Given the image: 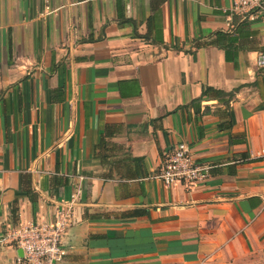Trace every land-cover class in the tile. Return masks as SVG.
I'll use <instances>...</instances> for the list:
<instances>
[{"label": "crops", "instance_id": "obj_1", "mask_svg": "<svg viewBox=\"0 0 264 264\" xmlns=\"http://www.w3.org/2000/svg\"><path fill=\"white\" fill-rule=\"evenodd\" d=\"M230 4L0 0V264L73 192L60 264H264V26ZM180 141L191 188L155 177Z\"/></svg>", "mask_w": 264, "mask_h": 264}, {"label": "built area", "instance_id": "obj_2", "mask_svg": "<svg viewBox=\"0 0 264 264\" xmlns=\"http://www.w3.org/2000/svg\"><path fill=\"white\" fill-rule=\"evenodd\" d=\"M228 11L229 15H239L246 20L258 19L264 26V0H231ZM255 65L257 68L264 67V52L257 53ZM210 169V165L196 161L188 144L180 141L164 153L155 177L164 186L177 182L185 188H191L204 182ZM77 196L78 193L73 192L67 204L54 207L48 221H34L7 228L4 238L17 250L9 264H60L66 254L61 237L74 224L71 204Z\"/></svg>", "mask_w": 264, "mask_h": 264}, {"label": "trees", "instance_id": "obj_3", "mask_svg": "<svg viewBox=\"0 0 264 264\" xmlns=\"http://www.w3.org/2000/svg\"><path fill=\"white\" fill-rule=\"evenodd\" d=\"M235 15V14H234ZM236 19L234 21V25H236L234 27V29L237 28L238 25H240L241 23H243L246 19L244 17H241V16H237L235 15ZM213 39H210L209 43H212V44H216V45H220V42L227 38L228 36V33L226 32H223V31H216V32H213ZM201 96H207V97H215V98H220V97H231L232 96V91L230 92H223V91H220V90H217L215 88H212L210 86H204L203 89H202V92H201ZM198 102V101H196ZM195 103V102H194ZM192 103V104H194ZM205 111V110H204ZM227 117H228V120H227V124L225 125H222V124H219L218 125V128H230V123H231V118H230V115L227 111L224 112ZM105 136V135H104ZM241 136V135H240ZM239 136V137H240ZM103 136L102 138H100V141L98 142L96 148L101 151L102 150V144H103ZM242 140V138H236L234 139L233 138V135H232V139H231V135H228V143L232 142V143H235V142H240ZM137 159V158H136ZM131 160H135V158H132L131 157Z\"/></svg>", "mask_w": 264, "mask_h": 264}]
</instances>
